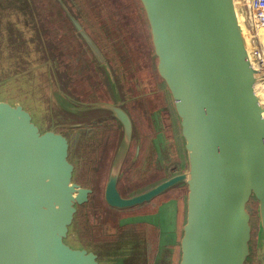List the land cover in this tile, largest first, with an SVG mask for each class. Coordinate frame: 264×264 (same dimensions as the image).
Here are the masks:
<instances>
[{"label": "water", "instance_id": "water-1", "mask_svg": "<svg viewBox=\"0 0 264 264\" xmlns=\"http://www.w3.org/2000/svg\"><path fill=\"white\" fill-rule=\"evenodd\" d=\"M54 1L95 57L113 103L82 101L73 93L37 0H0V264H128L138 244L141 264L154 261L151 246L162 228L140 214L119 219L111 231L102 226L111 240L83 243L77 217L91 209L93 190L79 177L92 150V127L109 120L121 129L103 190L106 206L132 209L184 187L179 238L173 200L165 242L173 254L178 250L177 264H248L252 245L255 264H264V89L244 0H137L178 124L185 169L126 197L117 183L135 124L123 105L120 74L81 24L80 3ZM54 106L66 118L82 119L65 130L33 121L29 107L57 113ZM252 202L259 220L255 242ZM165 208L157 207L156 215ZM144 225L155 230L154 242Z\"/></svg>", "mask_w": 264, "mask_h": 264}, {"label": "flooded vegetation", "instance_id": "flooded-vegetation-1", "mask_svg": "<svg viewBox=\"0 0 264 264\" xmlns=\"http://www.w3.org/2000/svg\"><path fill=\"white\" fill-rule=\"evenodd\" d=\"M47 1L49 2L51 7V13L54 11V14L57 15L58 23L62 25V10L58 8L57 5V7L52 5L50 3V0ZM75 1L80 3V5L83 7L82 12L84 13V16L81 17V19L83 20L81 24L84 26V29L94 41L96 46L102 51L105 59L108 62L110 61V63L112 61V66L116 68L120 74L119 77L121 79L120 84L122 90L121 96L123 98V105L125 104L124 107L127 109V111H129L135 124L133 137L127 149L128 153L127 155H125L121 166L120 176L123 173L125 174L128 170L137 172L136 164H141L140 160L142 161V163L144 162V160H147L150 163H152V160L154 163L159 160V163H162L164 166H161V170H158L157 173L156 171L154 172L151 167V170L147 173V175L142 178L140 182L134 183L130 188L125 185V183L123 185V188L119 178L117 188L120 195L123 197L132 196L146 191L154 185L158 184L159 182L152 184L156 181L157 174L160 175L165 170H170L173 175L177 172L183 171L184 167V158L182 147L180 144V136L178 140V131L174 129V126L176 127V124L173 120V117L171 118L172 111L169 108L170 104L165 97L164 88L161 85V81L157 77L155 70H153L155 68L153 67V69H151V66L156 63V59L153 55L149 31L147 32L148 25L143 17L142 10L140 9L137 0H118V5L114 8L110 7L109 1H103V10H106L108 14L113 15L115 18H111L112 16H108L104 11L98 10V8L94 7L95 1L93 0ZM121 5L123 6L122 9ZM59 12L61 14V18H59ZM133 16H135L134 20L133 18H131ZM116 22L117 25H115ZM130 22L135 23L136 26H132L131 24H129ZM114 25L116 27V30L114 28ZM130 25L131 27L128 28V31L124 29V26L127 27ZM120 27H122L123 29H120ZM112 31H116V37L112 36V34H115L112 33ZM66 34V39L63 42L65 45H67L66 50L67 48H69L70 52L75 54L76 61L83 57L82 55L87 54L86 56L90 58L88 66H91L90 68H80L75 64V62H73V67L76 68L72 72V78L74 80L73 83H71V88L75 90V93H77V95L82 91H87V93L90 94L89 96L96 97V101L99 103H113V100L108 94L106 85H104L103 83L101 70L96 69L95 67V57L93 56L92 52L89 51L87 45L75 35V32L73 31L70 23ZM121 39L124 40V46L128 44V58L133 59L134 51L136 53H139L141 58L145 61L143 63V71L149 70V77H142L141 73L139 72L140 69H136V66H133L130 62L129 63L131 64L132 69H125L124 64L126 62L123 64L122 60L126 59V55L123 50L120 49L119 44L116 45V43L120 42ZM58 49L61 50L60 44ZM61 52L63 58L66 59L65 55H68L69 52L64 53L62 50ZM134 57H136V55ZM72 59L74 58L71 55V57L69 59H66V61L70 62ZM74 72L78 75L75 74L76 76H74ZM90 73H93L91 78ZM79 75L86 78V80L84 81L86 87L83 86L84 89L82 90H78L83 85V82H81V84L78 83V79L80 78ZM129 77L132 79L134 87L136 84L137 86L139 85L143 87L140 94H133L132 92H130L128 87ZM84 100L87 99L85 98ZM147 109L150 110L149 114H147L146 112ZM105 123V125H96L95 127H92L95 133L90 137L88 144L89 147L92 148V150L85 162L86 165L84 169L87 168V170H84V172L82 173V183L84 179L87 178L88 180L89 178H92V180L87 183V186H91L93 190L92 208L89 210L91 212H94V216L101 214L98 213L100 210H97V208H100L101 211L103 210L102 212H104V215H101L100 222L103 224L102 226L109 223L108 227L109 230H111V227L116 226V222L119 219L127 217L128 213L122 214L123 211L121 210L109 211L107 209V206L103 203V190L112 159L119 145V133L121 129L120 124L115 120H109ZM163 128L168 130H163ZM111 147L112 150L110 151ZM131 147H133V153L132 150H130ZM162 148H165L163 149L165 152L162 151ZM139 173L140 175H144L146 172L140 171ZM132 188L133 190L136 189V192L128 193L127 191L132 190ZM141 188L144 190L139 192L138 190ZM183 196L184 195L182 194V192H178L175 197L182 198ZM160 199L161 196L148 202V206L147 204L140 207L137 206L130 209L131 211H129L131 213H134V215L155 212V204H157V202L160 203ZM99 226L100 225H93L92 227L94 230L92 231V236L97 240L104 239L103 235H101Z\"/></svg>", "mask_w": 264, "mask_h": 264}, {"label": "rangeland", "instance_id": "rangeland-1", "mask_svg": "<svg viewBox=\"0 0 264 264\" xmlns=\"http://www.w3.org/2000/svg\"><path fill=\"white\" fill-rule=\"evenodd\" d=\"M110 3H112V1H109V5H110ZM114 3H115L114 5L117 6V2L114 1ZM42 4L45 5V15L47 16L48 20L50 21V23L48 24L49 25L48 27L51 29V31L53 33L52 38H54V42L57 45V50L58 51H61L62 50L64 53H68L69 52L68 53V55L70 54L69 56L68 55H65V58L66 59H69L71 57V55L74 58L70 62H68L61 55V58H62L63 62L64 63H67L68 77L71 79V82L69 83V85L71 87L72 86L71 83H73V80H74L72 78V75H73L72 72L76 68V67H73V62H75V64L78 67H80V68H82V67L83 68H87V67L90 68L91 66H88L90 58L88 56H86L87 55L86 54V55H82L83 57H81L79 60L76 61L75 60L76 59L75 58L76 57L75 54L72 53V52H70L69 48H67V50H66L67 45H65L63 42L65 41V39H66L65 37L67 36L66 33H67V29L69 27L68 20L63 15V20H62L63 23H62V25L59 24L58 21H57V15L54 14V11L51 13V7H50L49 2L47 0H44V1H42ZM94 5H95L96 8H98V10L104 11L108 16H112L111 18H115L113 15L108 14V12L106 10H103V5H104L103 4V0H96ZM122 8H123V6L121 5V9ZM142 14H143V12H142ZM58 15H59V18H61L60 12L58 13ZM131 18H133V20H134L135 16H133ZM120 24H122V23H120ZM129 24H131L134 27L136 26V24L135 23H132V22H130ZM115 25H117V22H116ZM115 25H114V28L116 30ZM131 25L130 26H127V27L124 26V29L128 31V28L131 27ZM120 29H123V28L120 27ZM70 32H71V30H70ZM147 32H148V30H147ZM112 33H115V34H112V36H115L116 37V31H112ZM110 36H111V34H110ZM259 37L261 38V36H259ZM59 44H60L61 50L58 49ZM117 44H119L120 49H122L123 52L126 55V59H123L122 60L123 64L126 62L124 64L125 69L126 70L132 69V66H131V64H132L133 66H136L135 67L136 69H140L139 72L141 73V76L142 77H144V76H148L149 77L150 76L149 70H144L143 71V69H144L143 63L145 61L141 58V56L139 55V53H136V52H134L132 50L133 51V59L132 58H128V55H127L128 54L127 53L128 44H126L124 46V40H122V39L120 40V42H117L116 45ZM263 52H264V50H263ZM135 55H136V57H134ZM130 59H132V60H130ZM153 67L155 68V64L153 66H151V69H153ZM62 68L65 69V66L62 65ZM153 70H155V69H153ZM129 73H130V70H129ZM75 74L76 73L74 72V76L78 75V74H76V75ZM92 74L93 73H90V78H91ZM64 76H65V79H66V74ZM79 76H80V78L78 79V83L81 84V82H83V85L78 90H82V89H84L83 86H85V82L84 81L86 80V78L83 77V76H81V75H79ZM63 81L65 82L64 79H63ZM128 82H129V86L128 87H129L130 92H132L133 94L134 93H136V94H140L141 93V91L143 89L142 86H139L138 85L139 86L138 87L137 84H136L135 87H134L133 82H132V79L130 77L128 78ZM59 84L61 86L63 84V82H62L61 79H59ZM60 85H59V89H61V86ZM71 90L73 91V93H75V90H73L72 88H71ZM86 93H87V91H82V92L78 93V96H80V98H81L82 101H84V99L86 98V99H89V101L92 102V103H99V102L96 101V99H97L96 97L89 96L90 94L89 93L86 94ZM0 94H1V92H0ZM75 94L77 95V93H75ZM60 107H62V106H60ZM55 108H56L57 113L51 112L50 111V107L49 108H46V109H43V111L41 113L35 112L30 107H29V110L31 112V116L33 117V121L36 124L40 125L41 127H51L52 128L54 126V127H58L57 129H59V130H65L68 125H71L72 123L77 122V121H79V120L82 119V118H76V119L66 118V115L64 113H62V111L60 109H58L57 107H55ZM169 108L171 110V105H170ZM62 109L65 110L63 107H62ZM167 109H168V107H167ZM149 111H150L149 109L146 110L147 114H149ZM171 118H172V116H171ZM176 123H177V121H175V124ZM177 125L178 124H176V127L174 126V129H176L178 131ZM163 130H168V129H164L163 128ZM177 138L179 140V131L177 132ZM180 144H181V140H180ZM163 149H165V148H162V151L165 152ZM111 150H112V147H111L110 151ZM130 150H132V153H133V147H131ZM127 153H128V151H126V155H127ZM140 162H141V164H136L137 165L136 166L137 167V172L132 171V170H128L125 174L124 173L121 174V176H120V182L122 183V186L125 183V185H127L130 188L131 186H133L134 183L140 182L142 180V178H144L147 175V173L151 170V167H152V170L154 172L156 171V173H157L158 170H161V166H163L162 163H159L160 162L159 160L156 161V163H154L153 160L151 161L152 163H150L147 160H144L143 163L140 160ZM85 165H86V163H84L82 165V167H83L82 170L83 171L81 172L80 177H79V181L80 182H82V173L84 172V170H87V168L84 169L85 168ZM184 169H185V166L183 167V170ZM140 171H145L146 173L144 175H140V173H139ZM170 175H172V172H170V170H165L162 174H160V175L157 174L156 181L153 182L152 184L161 182L162 180L166 179ZM91 180H92V178H89L88 180L86 178V179L83 180V183H85V181H87V183H88ZM123 188H124V186H123ZM142 190H144V189L141 188L138 191L140 192ZM184 190H185L184 187H182V189H174V188H172L169 191H167L166 193H164L163 195H161L160 203L157 202V204H155V205H156V209H157V207H159L160 205H162L163 203H165L166 204L165 215H162V214H160V215L157 214L156 215V213H157L156 210H155L156 212H152V213H154V215H150L152 213H144V214H141L140 215V216H142V218L144 220H148V221H150L152 223H155V224L159 225L162 228V232H163L162 236L158 239V241L156 243H153L152 246H151V248H152V251L151 252H154V255H155L154 256V259H153L154 261L151 262V264H177L178 256H179L178 255V250L176 249L175 254H173V252L170 251V249H169V246L170 245H167L165 242L168 240V238L170 236L169 235V231L172 230L173 220H174V217H175L174 211H175L176 208L175 207L173 208V206H172V204L170 202H172L174 200L176 202L179 201V204H180L181 201H183V198L184 197L181 198V197H175V196L177 195L178 192H182V194L185 195V191ZM125 191H127V190H125ZM127 192L128 193H135L136 192V189L133 190V188H132V190H128ZM146 204L148 206V202L143 203V205H146ZM256 206L257 205H256L255 202H252L248 206V208H249L248 210H249V213L251 214V218H252L251 220H252V226H253L252 227V229H253L252 230V238H251V241L252 242H255L256 241L257 231H258V223H259L258 217L256 215V211H257V207ZM138 207H140V206H138ZM97 210H100L98 213H101L102 216L104 215V212H102L100 208H97ZM129 210L130 209L121 210V211H123L122 214L123 213H125V214L128 213V216H133L134 213H131L130 212L131 210L130 211ZM129 213H131V214H129ZM90 214H91V216H90ZM93 214H94V212H91V211L89 212V221L90 222H88V224L90 225V227H93V223L96 222V217ZM143 215L144 216H147V217H144ZM99 219H98V224L101 221V218H99ZM89 225H88V227H89ZM107 225H109V223ZM144 226L145 227H148L146 225H144ZM137 227L138 228H141V225L139 224V225H137ZM147 229H148V232H147L148 233V239L151 240L152 242H154V240L156 238V237H154L155 236V232H154L155 230L153 228H149V227L146 228V230ZM91 230L94 231L93 228H91ZM167 231H168V234H167ZM137 246H138V248H140L141 247V244H138ZM137 246H136V252L130 257V260H129L128 264H141L142 261H143V255L140 253V251H137L138 250L137 249ZM253 247H254V245H252V256L250 257V260H249L248 264H255V262H256L255 261V256L253 254V252L255 253V250L253 249ZM108 249L109 248L106 247L104 249V251L107 252ZM151 252L148 251V253L150 255H151ZM173 257H174V261H173Z\"/></svg>", "mask_w": 264, "mask_h": 264}, {"label": "built area", "instance_id": "built-area-1", "mask_svg": "<svg viewBox=\"0 0 264 264\" xmlns=\"http://www.w3.org/2000/svg\"><path fill=\"white\" fill-rule=\"evenodd\" d=\"M248 23V38L252 58L262 70V83L264 89V54L259 41L261 28L264 27V0H245Z\"/></svg>", "mask_w": 264, "mask_h": 264}, {"label": "trees", "instance_id": "trees-1", "mask_svg": "<svg viewBox=\"0 0 264 264\" xmlns=\"http://www.w3.org/2000/svg\"><path fill=\"white\" fill-rule=\"evenodd\" d=\"M38 2H39V4L41 5V7H42V9H43V11H44V13H45V5H43L42 4V1L43 0H37ZM69 3H78V2H76L75 0H67ZM93 1H96V0H93ZM103 1H105V0H103ZM106 1H112V3H110V7L111 8H114L116 5H114L115 3H114V1L115 2H117L118 0H106ZM56 1H54V0H50V3L52 4V5H54V6H56L57 4L55 3ZM117 5H118V2H117ZM58 6V5H57ZM56 6V7H57ZM94 7H95V5H94ZM59 8V7H58ZM50 23V21L48 20V22H47V25ZM49 26V25H48ZM52 35H53V33H52V31H51V37H52ZM86 162V161H85ZM107 209L109 210V211H116L115 209H112V208H109L108 206H107ZM103 211V210H102ZM118 211V210H117ZM89 212H90V210H88V209H85V210H80L79 211V213H78V216L79 217H77V218H79V225L81 226V235H82V237H83V243H85V242H87V241H92L93 243H97V242H99V241H103V242H105V241H109V240H111L112 239V234L111 235H109V236H103L104 237V239H99V240H97V239H95L93 236H92V230H91V228L92 227H90V225L88 224V221H89ZM97 217H99V218H101V214H98V215H96ZM100 220V219H99ZM89 225V227H88V225ZM103 224L100 222V226H102ZM99 226V228H100V230H101V235H103V232H102V229H103V227H100ZM105 226V225H104ZM113 228H115V226L114 227H111V229H113ZM109 230V229H108ZM109 231H111V230H109Z\"/></svg>", "mask_w": 264, "mask_h": 264}, {"label": "crops", "instance_id": "crops-1", "mask_svg": "<svg viewBox=\"0 0 264 264\" xmlns=\"http://www.w3.org/2000/svg\"><path fill=\"white\" fill-rule=\"evenodd\" d=\"M245 2V0H244ZM259 36H261V38L259 37V41H260V44H261V48H262V52L264 50V32L261 31ZM264 54V52H263ZM174 120V119H173ZM179 201L177 203V213H176V222H177V238H179V235H180V227L183 223V212H184V203L183 201H181V203L179 204Z\"/></svg>", "mask_w": 264, "mask_h": 264}, {"label": "bare ground", "instance_id": "bare-ground-1", "mask_svg": "<svg viewBox=\"0 0 264 264\" xmlns=\"http://www.w3.org/2000/svg\"><path fill=\"white\" fill-rule=\"evenodd\" d=\"M261 31H263V32H264V27H263V28H261ZM258 86H259L260 88H263V83H262V80L260 81V83L258 84Z\"/></svg>", "mask_w": 264, "mask_h": 264}]
</instances>
